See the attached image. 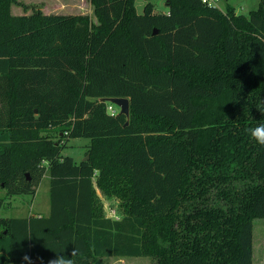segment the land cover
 I'll return each instance as SVG.
<instances>
[{
	"label": "trees",
	"instance_id": "1",
	"mask_svg": "<svg viewBox=\"0 0 264 264\" xmlns=\"http://www.w3.org/2000/svg\"><path fill=\"white\" fill-rule=\"evenodd\" d=\"M88 2L92 15L12 14L18 0H0V209L49 177L46 215L0 217V264H252L264 0L247 15L201 0L141 13L135 0ZM112 97L128 116L107 110ZM73 137L89 139L78 163L62 155ZM97 190L120 200L118 219Z\"/></svg>",
	"mask_w": 264,
	"mask_h": 264
},
{
	"label": "rangeland",
	"instance_id": "2",
	"mask_svg": "<svg viewBox=\"0 0 264 264\" xmlns=\"http://www.w3.org/2000/svg\"><path fill=\"white\" fill-rule=\"evenodd\" d=\"M147 1L154 4L156 11H167L165 0H135L138 13L142 12ZM18 2V4L11 5L12 14H29L34 8H40L44 13L92 15L88 0H18ZM259 3L260 0H218L214 6L223 11L227 6H232L237 14L247 15L250 10L256 9ZM115 109L119 110V107L115 105ZM50 135L54 136V133L50 132ZM88 144L89 139L85 137L69 138L66 147L62 150V155L71 156L78 163L85 157ZM4 194V189L0 188V197ZM103 199L104 213L113 218L119 217L121 213V207H118L120 200L116 197ZM47 210L49 211V177L45 174L35 187L33 194H19L8 197L0 209V217H25L38 213L46 215ZM252 250V264H254V260H256L255 264H258L256 256L259 250L264 253V218L253 219ZM102 264H154V262L147 256H130L103 258Z\"/></svg>",
	"mask_w": 264,
	"mask_h": 264
},
{
	"label": "clouds",
	"instance_id": "3",
	"mask_svg": "<svg viewBox=\"0 0 264 264\" xmlns=\"http://www.w3.org/2000/svg\"><path fill=\"white\" fill-rule=\"evenodd\" d=\"M261 114L264 115V111H262ZM247 131L252 139H254L258 144L264 145V124H258L256 127L249 128ZM118 218L119 217H116V219ZM57 264H66V262L62 259H58Z\"/></svg>",
	"mask_w": 264,
	"mask_h": 264
},
{
	"label": "water",
	"instance_id": "4",
	"mask_svg": "<svg viewBox=\"0 0 264 264\" xmlns=\"http://www.w3.org/2000/svg\"><path fill=\"white\" fill-rule=\"evenodd\" d=\"M155 33V31H153ZM109 102L119 107V113H122L126 116L129 115V101L125 97H112L108 99ZM88 155H86L83 159H87Z\"/></svg>",
	"mask_w": 264,
	"mask_h": 264
},
{
	"label": "built area",
	"instance_id": "5",
	"mask_svg": "<svg viewBox=\"0 0 264 264\" xmlns=\"http://www.w3.org/2000/svg\"><path fill=\"white\" fill-rule=\"evenodd\" d=\"M201 1H202V3L207 4V5H214L218 0H201ZM107 110L111 114H115L118 111V110L115 109V106H114L113 103L107 105ZM37 262L38 261L36 259L31 258V259H27V260L21 261L18 264H37Z\"/></svg>",
	"mask_w": 264,
	"mask_h": 264
},
{
	"label": "crops",
	"instance_id": "6",
	"mask_svg": "<svg viewBox=\"0 0 264 264\" xmlns=\"http://www.w3.org/2000/svg\"><path fill=\"white\" fill-rule=\"evenodd\" d=\"M91 6V5H90ZM91 11H92V9H91ZM97 192H98V195L101 197V199H102V201L104 200L103 199V197L101 196V194H100V192L97 190ZM103 208H104V201H103ZM48 211V210H47ZM104 211H105V208H104ZM38 214H41V213H38ZM105 215L106 216H108L106 213H105ZM105 258H107V257H105ZM104 258V259H105ZM256 258H257V260H258V264H264V253L263 252H261L260 250H259V253H258V255L256 256ZM255 262H256V260H254V264H255Z\"/></svg>",
	"mask_w": 264,
	"mask_h": 264
}]
</instances>
